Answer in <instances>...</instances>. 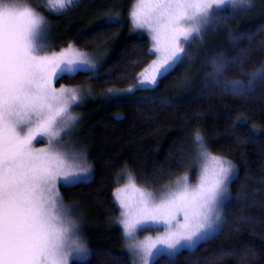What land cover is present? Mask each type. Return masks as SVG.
I'll return each instance as SVG.
<instances>
[{
    "label": "snow or ice",
    "instance_id": "6c2138e0",
    "mask_svg": "<svg viewBox=\"0 0 264 264\" xmlns=\"http://www.w3.org/2000/svg\"><path fill=\"white\" fill-rule=\"evenodd\" d=\"M76 2L46 0L37 8L60 14ZM225 6L230 9L226 15L221 14ZM251 6L252 0H135L129 20L134 30L149 33L152 46L147 54L156 58L137 73V84L126 91H154L184 62L189 46L202 44L206 34ZM37 8L0 0V264H87L91 249L59 191V186L72 187L91 176L85 153H69L63 143L77 120L72 107L83 92L79 87L56 88L54 83L80 72L95 74L97 66L71 43L59 52L44 51L49 47L46 21ZM114 22L112 16L105 19ZM261 33L264 24L254 31H230L233 43L247 40L248 46L234 56L220 52L207 59L210 70L203 74V86L245 96L258 82L264 84V60L251 70L244 66ZM258 46L264 48V39ZM230 69L247 79L231 78ZM39 140L46 144L37 148L34 142ZM192 143V158L201 162L195 186L184 174L175 187L153 192L128 172L126 183L114 189L134 264H155L162 255L174 260L180 250L194 249L225 224L224 205L231 198L235 166L211 153L199 130ZM148 226H162L165 231L155 240L137 239Z\"/></svg>",
    "mask_w": 264,
    "mask_h": 264
},
{
    "label": "trees",
    "instance_id": "16d2710c",
    "mask_svg": "<svg viewBox=\"0 0 264 264\" xmlns=\"http://www.w3.org/2000/svg\"><path fill=\"white\" fill-rule=\"evenodd\" d=\"M34 1L44 4L43 0ZM34 1L31 2L37 8ZM129 3L130 0H86L77 11L60 14L37 8L45 18L58 24L72 13L91 9L90 13L81 14L83 20L67 22L63 29L56 30L53 50L59 51L71 43L85 52L103 50L105 55L95 74L64 76L56 85L87 86L102 97L109 89L126 91L135 84L137 73L148 66L153 55L147 54L146 37L131 30L125 17ZM109 5L120 16L114 23H105L103 17ZM228 11L225 8L221 14ZM262 24L264 0H252L245 16L229 19L206 34L192 84L182 85L177 95L171 92L170 101L148 98L153 90H137L142 95L136 99L102 97L85 134L90 179L72 187L59 186L63 201L85 204L96 218L95 224H89L87 247L91 258L87 264H132L121 247L120 229L114 225L118 215L113 195L117 177L127 170L138 185L148 190L164 188L184 174L194 180L192 142L196 130L203 134L211 153L226 157L236 169L229 183L231 198L224 205L225 224L217 235L194 249L180 250L174 260L162 255L155 264H264V84L258 82L254 91L245 96L203 86V74L210 70L207 59L220 52L234 56L248 46L247 40L233 43L229 32L254 31ZM261 39L264 33L251 45L250 58L244 64L248 70L264 60V48L258 46ZM180 69L181 65L177 66L155 88L173 85ZM229 75L247 79L237 69H230Z\"/></svg>",
    "mask_w": 264,
    "mask_h": 264
},
{
    "label": "rangeland",
    "instance_id": "374dc122",
    "mask_svg": "<svg viewBox=\"0 0 264 264\" xmlns=\"http://www.w3.org/2000/svg\"><path fill=\"white\" fill-rule=\"evenodd\" d=\"M31 1H34V0H15V2L25 4V5H28V6H31L34 8L33 3ZM84 1H86V0H77V2L74 4V6H72L69 10H74V9L78 8ZM104 1H107V0H104ZM11 2H13V0H7L4 3H11ZM40 2H41V0H40ZM134 2H135V0H130L129 6L126 10L125 17L127 18L128 22L131 26V30L136 34L145 36L149 42V48H151L152 41H151L149 33L145 30H139V29L134 30L133 25L131 24V22L129 20V10L132 7V5L134 4ZM43 3L45 4L46 0H43ZM34 4L38 5L40 3H36L34 1ZM110 6L111 5H109L104 10L105 12L103 13V17L106 19V17L112 16L115 18V21L119 20L120 16L117 14V11H113V9H111ZM225 8L229 9L228 6H225ZM90 10L91 9H87V10L78 12L77 14H75L76 12L72 13L68 18L69 21L64 19L65 21H61L59 24H58V22H55V21L48 19V18H45L49 47L46 48L44 51H46V52L53 51L54 45L52 44V41L55 38L54 35L57 32L56 30H58V28L63 29L64 26L68 23H71L73 21L77 22L78 20H83L84 15H81V14L90 13L89 12ZM76 11H77V9H76ZM246 12L237 14V17L241 18V17L245 16ZM201 45L202 44H194L192 46H189L187 56H186L184 62L182 64H180L181 65L180 74L176 77V81L173 85L170 84L169 86H167V85L162 86V88H159V87L155 88L154 91H152V94L148 95L147 97L148 98H155V99H165V100L170 101L169 98L171 96V92L174 91L175 94L177 95L178 90H181L183 88L182 85L188 86L189 84H192V79H193L195 72H196V71H193V69L194 70L196 69L195 66H196V63L198 62V56H199L198 53L200 52V50L202 49V46H203V45L202 46ZM102 51L103 50H101V52H96V51L91 52V53L86 52L95 61L97 68L99 66H101L103 58H105V55L103 54ZM57 52H59V51H57ZM155 58L156 57L153 56L152 60ZM165 78H163V79H165ZM136 84H137V80L135 81V84L133 86H135ZM60 86L61 85H56V82L54 83V87L59 88ZM80 89L83 92V95H82L79 103L72 107V113L77 117V120L74 123V126L71 128L68 135L64 136V138H63V143L67 145V151L69 153L81 152V151L84 152V146L86 144L85 134H86L87 126L90 122L91 117H93L95 115V110H96L97 106L102 103L101 101H103V99L105 97H110V96L114 97L115 95H117L118 97H121V98H135L136 99L142 95L141 93H137L136 91L133 94V93H129L127 91L113 90L111 93L109 91H107V92L101 94V96L104 97V98H102V97L97 96L96 93H93L92 92L93 90L87 88V86L81 87ZM87 89H88V91H87ZM34 143H35V147L40 148L46 144V140H39V141L34 142ZM195 166H196V173L194 176L195 179L194 180L189 179V183L192 186H195L198 182V171H199V168L201 166V162L195 161ZM127 173H128L127 170L122 171V173H121L122 175H121V177H119L120 179H119V182H117L118 185L116 188L122 187L126 183L125 176ZM89 179H90V177L84 179L83 181H87ZM170 187H175V181L168 184L164 188H161L158 190H150V191L159 193V192L166 191ZM114 201H115V204L118 208V215L115 219L114 225H116L120 229V232L123 236L122 226L119 223V219L121 216V209H120L119 204L116 202L115 199H114ZM63 202L65 205H67L70 208L73 215L76 218H78L77 226L79 228L80 234L82 235L84 241L86 242V244L88 246V243L90 242L89 224H91V225L95 224V221H96L95 216L93 215L92 211L89 210L86 207V205L83 203H73V202L69 203V202H65V201H63ZM178 218L183 219L182 216H180ZM101 222H103V221H101ZM143 230H147V232L143 233L142 232ZM143 230H141L138 233L137 239H139V240H145V239L155 240L160 233H163L165 231V229L162 226L161 227L148 226V227H145ZM120 241H121V243H120L121 247L124 248V252L130 257L132 264H134L133 255L127 251V241L125 240L124 237H122V239H120ZM185 249H188V248H185Z\"/></svg>",
    "mask_w": 264,
    "mask_h": 264
}]
</instances>
